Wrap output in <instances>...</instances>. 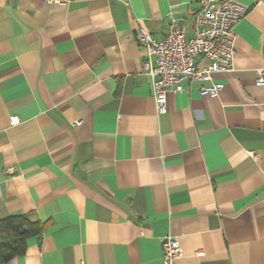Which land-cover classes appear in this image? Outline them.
Listing matches in <instances>:
<instances>
[{
    "label": "crops",
    "instance_id": "1",
    "mask_svg": "<svg viewBox=\"0 0 264 264\" xmlns=\"http://www.w3.org/2000/svg\"><path fill=\"white\" fill-rule=\"evenodd\" d=\"M202 1L0 0V221L45 224L0 264H167V235L170 264H264V0H235L233 70L166 113L143 71L139 27L161 39Z\"/></svg>",
    "mask_w": 264,
    "mask_h": 264
},
{
    "label": "built area",
    "instance_id": "2",
    "mask_svg": "<svg viewBox=\"0 0 264 264\" xmlns=\"http://www.w3.org/2000/svg\"><path fill=\"white\" fill-rule=\"evenodd\" d=\"M47 1L63 4V0ZM248 12V6L235 0H203L190 21L170 15V28L161 39L139 27L136 41L146 51L143 71L151 77L159 114L166 113L167 94L176 92L181 83L202 84L212 81L216 73L233 70L237 25ZM199 59L209 64L200 69ZM257 82L264 83V78H258ZM222 88L218 83L204 85L200 94L217 96ZM11 121L15 124L19 119L12 117ZM162 243L167 264L182 256V247L173 235L165 236Z\"/></svg>",
    "mask_w": 264,
    "mask_h": 264
},
{
    "label": "trees",
    "instance_id": "3",
    "mask_svg": "<svg viewBox=\"0 0 264 264\" xmlns=\"http://www.w3.org/2000/svg\"><path fill=\"white\" fill-rule=\"evenodd\" d=\"M45 224L29 215L7 216L0 221V258L3 262L23 254L28 238L41 235Z\"/></svg>",
    "mask_w": 264,
    "mask_h": 264
}]
</instances>
